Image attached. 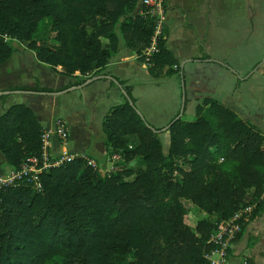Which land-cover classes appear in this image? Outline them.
Segmentation results:
<instances>
[{"label":"trees","instance_id":"16d2710c","mask_svg":"<svg viewBox=\"0 0 264 264\" xmlns=\"http://www.w3.org/2000/svg\"><path fill=\"white\" fill-rule=\"evenodd\" d=\"M138 4L0 0V64L19 51L16 45H26L39 63L60 67L80 85L105 68L120 45L143 60L154 23L134 15ZM157 47L148 72L173 73L176 61L163 34ZM124 89L127 97L102 121L107 159L119 156L113 171L103 175L77 156L42 171L40 191L30 176L0 187V264H209L205 254L221 221L246 206H255L250 221L264 210L259 128L202 98L192 120L177 118L179 112L166 130L157 129ZM13 90L55 92L37 81ZM44 131L23 104L0 114V153L12 171L29 157L41 158Z\"/></svg>","mask_w":264,"mask_h":264},{"label":"crops","instance_id":"0c3cea01","mask_svg":"<svg viewBox=\"0 0 264 264\" xmlns=\"http://www.w3.org/2000/svg\"><path fill=\"white\" fill-rule=\"evenodd\" d=\"M251 1L254 0H233L227 5L222 1L208 5L203 2L197 8L193 6L186 9L182 0H165L166 21L172 18L182 24L186 22L187 30L173 38L164 24L162 34L166 48L176 61L172 70L180 72L177 74L180 92L178 100L171 99L173 102L163 122L155 121L157 112L151 104H144L145 96L140 89L149 88L150 93V88L160 89L164 83L169 82L176 85V81L168 79L172 75L168 73L152 77L148 68L144 67V61L137 59L129 51L126 52L122 45L105 68L90 75L80 85L76 84L75 77L61 75L60 67L53 70L39 63L32 51H29L32 53L30 55L25 51H18L8 61L0 64V114L11 105L23 104L32 109L43 129L50 133L55 121L62 120L69 132L68 140L62 145L53 133L48 147L50 158H57L62 153H85L91 149V154L87 156L97 161L98 166H105L102 161L107 160L104 156L106 153L100 127L101 118L113 106L123 102L126 87L130 89L137 111L154 128H166L180 112L183 102L211 98L235 112L244 121L251 122L264 135V81L252 78L248 73L242 76L229 62L234 57L222 54L227 49L225 45L231 46L230 51L233 52L234 46L244 44L247 40L242 36H251L256 16L264 15L261 11L258 12ZM138 12L137 7L134 15H139ZM222 27L231 29L228 31ZM227 37L231 38L228 40ZM231 43L234 44L233 47ZM262 76L264 77V72ZM34 79L39 87L55 92L43 94L13 90L15 87H32ZM67 96L73 99L64 101V109L60 110L58 98ZM95 109H98L97 113L94 112ZM4 163L6 161L0 153V171L7 170V167H3ZM7 171L11 172L12 169Z\"/></svg>","mask_w":264,"mask_h":264},{"label":"rangeland","instance_id":"374dc122","mask_svg":"<svg viewBox=\"0 0 264 264\" xmlns=\"http://www.w3.org/2000/svg\"><path fill=\"white\" fill-rule=\"evenodd\" d=\"M217 1L219 2L222 1L224 2L225 5L233 2V0H182V3L186 9H189L193 6L197 8L199 7L200 4H203V2H205L206 5H208V4H213L214 2H217ZM251 2L253 3L254 7L258 9V12L261 11L264 14V0H254ZM261 6H263V9ZM165 24L167 27L168 34L170 36L172 34L173 38L176 37L177 34L181 35L183 33V30H187L186 22L182 24L181 22L176 21L175 19H172V18H169ZM222 28L227 29L228 31L231 29L229 27H222ZM251 29H252L251 36H249L248 38H244L242 36L244 40H247L244 44H237L236 46H234V44L231 43L232 47L234 46L233 52L230 51L231 46L225 45L227 49H224L222 54H228L234 57L233 61H229V62L239 72L242 73L241 74L242 76L248 73L252 75V78H256L258 80L264 81V77L262 76L264 72L263 71V68H264V15L261 16L259 14L256 16L254 26ZM233 30L234 29L232 28V36L234 33ZM230 38L227 37L228 40ZM194 39H196V37H194ZM16 46L19 49V51H25L28 55L32 54L31 52H29L30 50L26 48V45L21 44V45H16ZM125 51L128 52L126 48H125ZM144 67L149 68V66H144ZM179 73L180 72H176V73L173 72L171 73L172 74L171 76L167 77L168 79H173L172 81H176V85L173 84L172 82L164 83L162 87H160V89L150 88L151 90L150 93L148 92L149 88L145 87V88L140 89L141 94L145 96V98L143 99L144 104L146 105L151 104V107L155 109V111L157 112V115H156L157 117L155 118V121L157 122L165 121L166 115L169 113L168 109L171 107V102H173L171 101V99H175V100L179 99L180 85H179V80L177 79L178 77L177 74ZM35 80L36 79H34L33 86L35 85ZM175 88L176 90L174 91L173 89ZM147 96H151V98H148ZM71 99H73V97L71 96L62 97L61 99L58 98V108H60V110L64 109V101L69 102ZM198 101L199 100H196L194 102H187L185 115L184 116L181 115L182 119L192 120L194 118V107ZM94 112L97 113L98 109H95ZM94 112H91V113H94ZM180 113H181V109H180ZM105 116L106 115H104L101 118V122H100L101 128H102V121L105 118ZM148 124L151 125V123H148ZM97 126H99V123L97 124ZM101 133L102 135H104L103 131H101ZM68 135H69V132H68ZM104 138H105V135H104ZM161 138L166 143L167 135L163 134ZM90 151L92 150L90 149L85 153L82 151H79L77 153L76 152H72V153H76L74 154L76 156L84 155V158H88L87 155L91 154ZM104 156L105 158H107L106 155ZM53 159H56V158H53ZM100 160H101V157H100ZM102 162H105V166L99 165L98 167L100 171H102L101 174L104 175L106 171L110 170L109 168L111 166V163L108 159ZM98 164H100V162ZM3 167H7V170L10 168L7 163H4ZM7 170L0 171V178H5L9 176L10 171H7ZM229 259H230L231 264H243L244 262H250L249 264H264V210L260 211L259 215L257 216L255 220L249 221L247 223L242 233L241 238L237 241V243L232 244L230 253H229Z\"/></svg>","mask_w":264,"mask_h":264},{"label":"built area","instance_id":"2783aa9c","mask_svg":"<svg viewBox=\"0 0 264 264\" xmlns=\"http://www.w3.org/2000/svg\"><path fill=\"white\" fill-rule=\"evenodd\" d=\"M139 8L138 14L144 17L150 18L154 23V33L150 40V45L146 48L141 56L143 57L144 64L146 66H152V58L155 53L158 52L157 40L163 32L164 24L166 22V10H165V0H139L137 6ZM5 40H10L6 35L3 36ZM54 133L58 141L65 145L68 140V129L66 124L57 119L54 123V128L52 133L45 130L42 133V156L40 159L36 157L27 158L21 165V169L17 172L11 171L8 177L0 178V187L3 185L11 184L16 179L22 177L30 176V181L33 183L34 187L40 191L42 189L41 183L39 181V175L42 171L50 168L51 166H57L63 161H70L74 155H69L67 153H62L54 161H50L48 147L51 140V135ZM83 158L88 166L96 168L97 163L91 158ZM119 159L118 155L112 156L109 160L111 163L110 170L106 171L104 174H108L114 170V163ZM102 172V171H101ZM253 206H246L240 209L236 214H234L230 219L226 221H221L214 233L210 238V243L213 245L212 250L205 254V259L209 264H231L229 259V249L233 244V241L237 235L241 232L243 225L250 221V215L254 209ZM245 263V262H244Z\"/></svg>","mask_w":264,"mask_h":264},{"label":"water","instance_id":"95a60500","mask_svg":"<svg viewBox=\"0 0 264 264\" xmlns=\"http://www.w3.org/2000/svg\"><path fill=\"white\" fill-rule=\"evenodd\" d=\"M125 96L127 97V95L125 94ZM131 105H133L132 103H130ZM183 107H184V102L182 103V108H181V113H180V115L177 117V118H180L181 117V115H182V111H183ZM138 112V111H137ZM138 114L140 115V113L138 112ZM170 125V124H169ZM169 125L166 127V128H164L163 130H166L168 127H169ZM150 127V126H149Z\"/></svg>","mask_w":264,"mask_h":264}]
</instances>
